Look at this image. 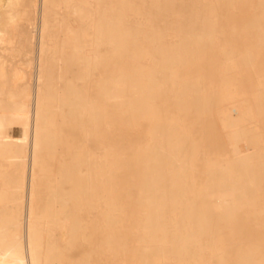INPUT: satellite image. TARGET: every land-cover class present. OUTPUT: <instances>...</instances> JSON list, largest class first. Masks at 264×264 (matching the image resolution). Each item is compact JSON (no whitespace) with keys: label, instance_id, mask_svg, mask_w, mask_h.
<instances>
[{"label":"rangeland","instance_id":"obj_1","mask_svg":"<svg viewBox=\"0 0 264 264\" xmlns=\"http://www.w3.org/2000/svg\"><path fill=\"white\" fill-rule=\"evenodd\" d=\"M86 1L53 0V16L44 36L47 44L46 60L52 65L48 72L52 83L44 88V96L48 99L50 90L54 92V98L49 101L51 108H47L46 112L52 148L42 153V173L37 181L35 201V216L42 230L37 243L44 263L210 264L219 258L225 264H238L248 254L254 259L264 261V86L259 87V82H264V32L255 33L258 27L264 28V4H260L258 0H248L244 5L231 7L234 9H230L227 19L229 23L234 21L241 29L248 28L254 32L252 38L255 46L247 54L251 57L248 67L235 70L237 67L232 66L234 69L229 70L228 74L236 77V88L242 93L241 98L247 100L245 105L254 111L263 110L261 116L232 118L221 111L230 104L221 102L219 105L218 96L222 83L227 81L220 77L218 67L223 65L227 56H213L201 50L199 37L205 35L208 46L217 43L218 48L224 50H228L230 44H235L240 50L246 51L251 44L244 36L237 35L232 26L223 24L218 16L213 18L210 31L193 30L190 18L199 13L200 4L191 3L192 6L178 9L176 13L170 14L167 10L162 12L161 18L166 24L156 42L158 45L169 46L183 44L186 48L204 53L203 73H210L219 82L218 91L211 95L215 100L210 104L209 112L198 114L191 110H181L184 105L175 103L168 96L164 101L151 103L144 115L127 105L124 115L134 114V119L126 124L122 111L112 104L114 101H128L134 94V88L122 81L128 68L123 51L125 24L139 26L140 29L142 26L137 23L144 20L137 17V12L147 2L92 0L87 5ZM160 1L170 5L173 0ZM32 9L33 5L29 0H0V29L8 28L11 32L12 27L7 26L9 16L22 27L29 25ZM103 24H106L111 35H116L118 52L114 53L110 44L105 45L98 41V31ZM178 28L187 31L182 34L177 31ZM69 29L78 32V43L82 44L84 52L78 53L71 46ZM38 37L40 31L36 30L34 41L39 46ZM142 40L141 33L127 40L133 53L138 52L135 41ZM36 46L30 54L22 49L15 57L6 55L0 49L1 60L7 63V78L0 84V108L9 111L13 102L27 101L30 110L34 109L32 104L35 103L39 86L36 78L39 66L35 63L38 61V56L35 55H39V47ZM89 56L95 61L91 66L85 63ZM218 58L222 59L215 63L214 60ZM128 60L131 62V58ZM134 61L130 66L133 70L153 69L160 76L166 73L163 69L165 64L159 57ZM171 62L173 66L178 65L176 59L171 58ZM17 71L27 80L17 82ZM188 73L193 75L195 72L191 70ZM119 80L120 96L114 97L109 93V88L111 82ZM83 102L93 106L91 117L72 108L76 103ZM235 102L239 103L240 100ZM61 103H65L67 108L61 109ZM32 113L34 114V110L30 113L33 118ZM232 122L248 125L249 128H244L242 133L236 135L227 126ZM169 125H174V129L169 130ZM157 130L165 131L170 141H190L195 149L186 157V161L190 163L187 180H171L177 187L187 190L184 204L189 205L192 210L185 217L186 220H191V215H200L199 209L203 207L200 199L202 188L214 167L226 173L220 181L221 185L226 184L227 180L246 183L249 181L245 176L248 171L252 174L250 179H255L257 184L250 194L253 205L243 204L240 209L232 212L234 201L230 199L226 214L216 221L217 226L213 231L201 234L198 242L191 246L193 256L189 260L183 255L175 259L164 257L165 253L159 245L147 249L143 254L140 245L143 240L153 238L163 242L177 240L183 245L189 233L196 228L189 226L158 230L144 239L135 230L139 219L147 215L146 207L139 206L137 189L143 184L147 176V164L154 157L155 149L149 144V139ZM237 139L245 140L248 148L253 150L248 171H237ZM111 147H115L120 154V160H114L113 163L124 168L115 174L113 182L109 178L108 150ZM83 151L85 154L91 152V157L82 156ZM138 152L142 153L141 157L137 155ZM171 160L170 157L166 158L168 162ZM0 163L10 173L13 172L7 158L0 157ZM28 166L31 167L30 162ZM27 178L29 182L30 177ZM4 186L6 183L0 179V189ZM231 186L228 184L226 187ZM21 200L22 209L14 212L21 213L22 218L24 216L21 227L18 226L19 230L24 231L29 204L26 195ZM4 205L0 201V210ZM110 205L120 207V212L115 214L119 227L117 225L111 230ZM207 247L211 250H207ZM110 248L115 251H110ZM217 253L221 255L216 256ZM213 254L215 258L212 257Z\"/></svg>","mask_w":264,"mask_h":264},{"label":"bare ground","instance_id":"obj_2","mask_svg":"<svg viewBox=\"0 0 264 264\" xmlns=\"http://www.w3.org/2000/svg\"><path fill=\"white\" fill-rule=\"evenodd\" d=\"M29 1L33 5V9L30 12L29 20L31 22L29 25L22 27L18 23H14L13 17L9 16V24L7 26L12 27L11 32L8 28L0 29V49L6 55H14L13 57L21 52L22 49H26V53L30 54L37 45L34 41L35 31H40V37H38L40 38L39 46L37 45L39 47V55H35L38 56L36 57L38 61L35 63L38 64L39 71L37 72L38 75L36 74L37 77L34 75L38 79L39 86L36 98L34 97L35 103L32 104L34 106L32 107L34 108V114L32 113L33 118L30 115L33 110H30L27 101L13 102L9 111L0 108V157L9 160L14 172L10 173L0 163V179L6 183V186L0 189V201L5 204L4 208L0 210V264H45L37 243L40 241L39 238L41 237L42 230L35 216V201L38 186L37 181L42 173L40 170L43 164L42 153L52 148L49 140L50 133L47 128L46 112L47 108H51V102L49 101H52V98H54V92L50 90L47 99L44 96L43 90L47 85L52 83V77L48 74L51 71L52 65L46 60L47 44L44 36L50 26V19L53 16V0ZM144 1L147 2V5L137 12V17L144 20V22L137 23L142 27L138 29L139 26L131 27V25L125 24L123 51L128 68L122 81L128 83L131 88H134V94L130 96L128 101L112 102L116 109L122 111L126 124L134 119V114L124 115L127 105L132 106L134 111L144 115L143 113L149 110L148 106L151 103L164 101L168 96L175 103L184 105L181 110H191V112L198 114L208 113L210 104L215 100L211 95L218 91L219 82L210 73H203L202 63L204 61V53H199L201 50L211 53L213 56L218 54L227 56L223 65L218 67L220 77L224 78L225 81L227 79L226 82L222 83L218 96L220 99L219 105L221 102L222 104H230L221 111L227 117L232 118L262 115L263 110L254 111L251 107L245 105L247 100L242 99L243 97L241 98L242 93L236 88V77L228 74L229 70L234 69L232 66L237 67L235 70H241L247 68L251 61V57L247 54L249 51H253L255 46V40L252 38V33L254 32H251L248 28L241 29L234 21L231 23L227 21L231 7L244 5L248 0H173L170 5L163 4L160 0ZM91 2L92 0H87L85 4L89 5ZM258 2L264 4V0H258ZM191 3L200 4L199 13L193 14L190 18L191 24L194 26L193 30L210 31L213 18L218 16L223 21V24L232 26L237 35L248 39L251 47L243 51L235 44H230L228 50L219 49L217 43L208 46L205 35L199 37L198 44L201 46V50L199 51L186 48L183 44H175L174 46L166 44L158 45L156 40L162 35V30L166 24H164V20L161 18L162 12L167 10L170 14L176 13L178 9L192 6ZM256 30V34L264 32V28L258 27ZM177 31L184 34L187 30L178 28ZM139 33H141L143 40L142 42L135 41L138 46V52L133 53L127 44V40ZM68 34L70 35V44L75 48L76 52H84V47L78 43V32L75 29H69ZM8 37L9 39H7ZM98 41L105 45L110 44L114 53L119 51L118 39L116 35H111L108 32L106 24H103L102 29L98 31ZM143 43L147 45L143 46ZM153 57H159L164 62L165 67L163 69L166 72L165 75L160 76L153 69L141 71L133 70L130 67L131 63L135 62L134 60H140V58L147 60ZM1 58L2 56L0 55V84L7 78V63L2 61ZM129 58H131V62L128 60ZM171 58L176 59L178 65L173 66ZM222 58H218L214 62L218 63L220 62L218 60ZM85 63L91 66L95 61L89 56ZM142 64H145V62ZM191 70L195 72L193 75L188 73ZM15 76L17 82L27 80L20 71L15 72ZM69 82H72V78L69 79ZM263 86L264 82L260 81L259 87ZM120 90V80L111 82L109 93H112L114 97L120 96ZM254 97L257 98L256 95ZM235 100H240V102L236 103ZM60 108L65 109L67 105L61 103ZM72 108L90 117L93 112V106L88 102L76 103ZM227 126L236 135L242 133L244 128H249L248 125L238 122H232ZM167 127L169 130L174 129V125ZM190 143V141L186 140L170 141L165 135V131L162 130L153 132L149 139V144L155 149L154 157L148 162L147 176H145L143 184L137 189L139 206L146 207L147 215L139 219L135 230L144 239L148 235H153L158 230H170L176 227L187 228L189 226L196 229L189 233L187 241L183 245L177 240L167 242L159 241L155 238L147 241L143 240L140 245L143 254H145L144 251L147 249L159 245L161 251L165 253L164 257L175 259L183 255L189 260L193 256L190 250L191 246L198 242L201 234L213 231V228L217 226L216 221L226 214L227 202L230 199L234 201V205L231 208L232 212L240 209V206L243 204L248 203L249 205H253L254 203L250 194L257 187V184L255 179H250L252 174L248 171L250 170V156L253 150L250 147L248 148L245 140L237 139V171L247 170L248 172L245 176L248 177L249 181L239 183L227 180L226 184L221 185L220 181L226 173L214 167L209 172L207 181L202 188L200 199L203 207L199 209L200 215H191V220H186L185 217L188 216L191 209L189 205L184 204V195L187 190L183 187H177L171 180L179 182L187 180L188 176L186 177V175H188L187 171L190 168V163L186 161V157L190 152L195 150ZM108 152L110 156L109 178L110 182H113L115 174L124 168L113 163L114 160H120V154L117 149L111 147ZM91 155V152L86 154L84 151L82 152V156L84 157H91ZM137 155L141 157L142 153L138 152ZM167 157H170L172 162L166 161ZM29 162L31 163L30 168L28 166ZM262 163H264V160ZM97 174L99 176V173ZM28 176L30 177L29 182H27L29 180ZM228 184L232 186L226 187ZM19 194L22 196L20 195L17 199L21 203L16 199ZM25 195L27 196V203L29 205L28 213L26 212L25 230L23 231L19 230L18 226L21 227L24 216L22 218L21 213L17 214L14 211L22 209L21 199ZM116 212H120V207L110 205V230L116 228L118 225V220L115 219ZM180 218L182 220H179ZM207 248V250H211L210 247ZM109 250L115 251L111 248ZM215 255L221 254L217 253ZM215 255L213 254L212 257L215 258ZM142 264L152 263L143 262ZM210 264H225V262L218 258ZM238 264H264V261L254 259L248 254L241 258Z\"/></svg>","mask_w":264,"mask_h":264}]
</instances>
